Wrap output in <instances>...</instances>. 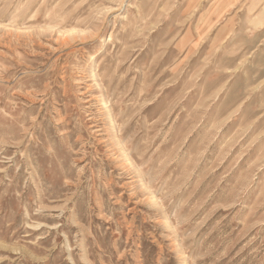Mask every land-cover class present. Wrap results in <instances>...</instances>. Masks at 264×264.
I'll return each instance as SVG.
<instances>
[{
  "label": "rangeland",
  "instance_id": "rangeland-1",
  "mask_svg": "<svg viewBox=\"0 0 264 264\" xmlns=\"http://www.w3.org/2000/svg\"><path fill=\"white\" fill-rule=\"evenodd\" d=\"M0 0V264H264V2Z\"/></svg>",
  "mask_w": 264,
  "mask_h": 264
},
{
  "label": "crops",
  "instance_id": "crops-1",
  "mask_svg": "<svg viewBox=\"0 0 264 264\" xmlns=\"http://www.w3.org/2000/svg\"><path fill=\"white\" fill-rule=\"evenodd\" d=\"M215 1V0H214ZM220 1V0H219ZM222 1V0H221ZM224 1H226V2H230V3H232V4H235V5H239L240 3H243V2H249V3H251V2H253V3H256V2H259V4L257 5V9H259L260 8V6H261V4H260V2L261 1H263L264 2V0H224Z\"/></svg>",
  "mask_w": 264,
  "mask_h": 264
}]
</instances>
